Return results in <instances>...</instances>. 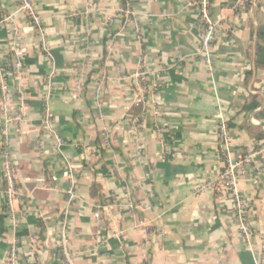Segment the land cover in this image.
<instances>
[{"label":"crops","instance_id":"obj_1","mask_svg":"<svg viewBox=\"0 0 264 264\" xmlns=\"http://www.w3.org/2000/svg\"><path fill=\"white\" fill-rule=\"evenodd\" d=\"M33 2L52 59L29 18L15 13L25 66L7 80L24 91L27 120L21 129L8 123L7 137L25 195L7 206L0 119V264L13 242L18 264H62L64 219L75 264H254L264 243V158L238 181L248 240L232 197L205 183L222 169L219 107L234 156L264 145V0L240 11L234 0H212L220 28L210 67L188 0H128L137 31L122 25L125 0ZM15 9L0 0V17ZM11 27L0 28L7 59ZM49 78L52 131L42 126Z\"/></svg>","mask_w":264,"mask_h":264},{"label":"built area","instance_id":"obj_2","mask_svg":"<svg viewBox=\"0 0 264 264\" xmlns=\"http://www.w3.org/2000/svg\"><path fill=\"white\" fill-rule=\"evenodd\" d=\"M125 1V7L121 9L119 8V12L123 14L122 25L125 27L132 23L135 31H137L139 24L135 17V12L127 6L128 0ZM15 2L16 9L14 13L5 17H0V28L6 21H10L12 23V27L9 30L12 58L7 59L5 57L0 44V119L2 121V132L4 135L1 144V175L4 182L3 192L6 198L7 206L10 209H12V203L19 201L22 197H24L25 193L19 186V174L12 161V154L7 137V124L14 123L17 129H21L24 122L27 120L25 104L23 100H21L24 96V91L20 88H17L15 92L10 91L7 80V76L11 71H21L25 66V62L22 57L23 47L21 48L19 43L20 33L16 23H14L15 13H22L29 18L36 34L39 37L42 50L52 59V55L47 44L46 29L43 23V18L38 13L33 0H15ZM211 3L212 0H188L187 2L188 7L194 8L197 11L196 26L201 37L198 53L202 56L208 67H210L212 62L210 47L214 40L216 31L220 28V20L211 15ZM250 4L251 0H234L232 8L235 11H240ZM82 41L86 44L89 43L88 36L83 35ZM136 75L143 78L145 73L140 71L136 73ZM46 85L48 94L46 95L45 109L42 116V126L43 128L52 131L51 113L47 103L53 87L50 78L47 79ZM76 88H81L79 83L76 85ZM14 94H16L18 99H20L17 103H12L9 99V97ZM139 100L141 99H138V101ZM218 118L216 146L222 159V169L215 178L207 181L205 186L209 187L217 194H228L232 197L234 201L235 216L239 222L240 233L248 240L249 229L246 225L245 204L239 193L238 181L239 177L248 171L254 157H259L260 159L264 158V145L247 149L242 155L234 156L231 151V134L229 124L220 107L218 110ZM134 124L136 125V120L134 121ZM63 142V139L55 134L56 147H60ZM70 172L71 168L68 167V174H70ZM67 193L69 194L70 200H73L76 196L73 188H70ZM10 218L12 229H16L19 223V215L11 210ZM67 238V221L64 219L61 222V240L59 243L61 262L62 264H75L74 257L77 253L68 246ZM36 243V239L31 237V246L35 247ZM2 264H18L16 242H13L9 247ZM254 264H264V243L260 251H255Z\"/></svg>","mask_w":264,"mask_h":264}]
</instances>
